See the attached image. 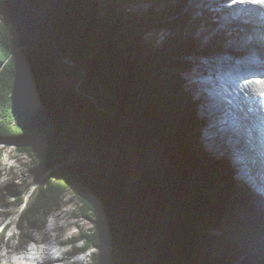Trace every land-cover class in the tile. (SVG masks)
I'll return each instance as SVG.
<instances>
[{"label":"trees","instance_id":"obj_1","mask_svg":"<svg viewBox=\"0 0 264 264\" xmlns=\"http://www.w3.org/2000/svg\"><path fill=\"white\" fill-rule=\"evenodd\" d=\"M186 5L0 0V172L3 146L16 144L35 182L29 201L18 184L1 183L0 209L10 198L23 207L24 244L73 192V217L94 221L82 240L111 249L92 264H264V210L238 175L242 164L208 148L204 98L183 77L193 71L189 56L229 51L236 35L203 44L196 31L215 15L201 4L183 12ZM59 73L66 87L53 85ZM161 135L179 147L189 202L169 199Z\"/></svg>","mask_w":264,"mask_h":264},{"label":"rangeland","instance_id":"obj_2","mask_svg":"<svg viewBox=\"0 0 264 264\" xmlns=\"http://www.w3.org/2000/svg\"><path fill=\"white\" fill-rule=\"evenodd\" d=\"M235 3L236 0H187V5L183 9V12L191 11L192 9L198 7L201 4L204 5L206 9H208L210 12L214 13L215 19L212 27H209L208 29H206L205 27H200L196 31V36L199 39H201V42L203 44L206 45L207 43H209L211 41L210 36H213V34H218L220 36H229L230 33L233 32L236 35V37L229 42V45L227 46L229 51L223 52L221 54L232 55L230 53L231 50L243 49L247 53L249 51H252L254 52L253 55L257 54L261 58H264L263 45L240 44V42L247 43V40L249 39L250 36H254V34L263 33L264 29L261 28V26H257L260 25V22H258V18L256 16L254 17V15L249 12L250 6H247L246 3L240 7L241 9H244V12L242 14H234L235 10H233L234 8L231 7V4H235ZM141 7H142V3L138 2L131 4L129 6V9L130 11L135 13ZM239 10L240 9L236 8V12ZM150 33H151L150 39H154L157 36L162 35L163 31L160 30V32L157 31ZM221 54L218 55L221 56ZM218 55L211 57L205 55L209 57L207 58V57H202V53H199L198 58L192 57L195 61L194 62L195 64H198V61H200L199 65L194 64L192 68L193 70H195V73H192L194 74V76L191 77L192 74L184 73L183 77L189 76L187 78L189 83V84L187 83V86L189 88L191 86L193 89L197 91V95L199 93L201 97L204 98L201 112L203 116H207L209 121L207 127L208 130L212 132V138H210V132H207V134L204 136L207 141L206 142L207 146L209 145L208 148L213 149L212 152H216V153L220 152V154L228 153L229 156H231V158L234 159L237 165L242 164V166L238 168V175L239 177H242L244 180L249 182L250 186L256 192V194L252 198V201H254V203L260 210H264V194L263 192L259 191L260 188L264 187V175L263 173L260 174V172H264V163H263V159L260 158L259 148L253 147L252 139L247 137L242 132L238 133L236 131V128L234 129V131L232 129L230 132L229 128L222 122L221 118H219V117H224L222 115L223 106L225 105V103L223 105V97L220 98L221 99L220 105L219 107L217 106L215 110H209L207 106L210 98L208 94L209 91H214L218 93L220 92H219V87L217 86V84H219L217 81L218 77L215 76L218 73H213L214 75H211V72H213L214 70L212 67H214L215 65L212 66L211 63L205 64V62L211 59L213 60V58L217 57ZM190 58L191 57H189V59ZM223 59H225V61ZM239 59L241 58L235 57L233 55L232 60L230 58L227 59V57H222L219 60H221L222 65L224 66L229 65L228 67L226 66L227 68H224V70L228 69V71L230 72L232 69L234 70L241 67V65H238L240 64V62L238 61ZM202 61L205 66L202 64ZM233 63L234 64L236 63V66H233L234 65ZM206 70H208V73H206ZM215 77L217 78L216 80L217 83L213 82ZM210 78L213 86H209L208 88L204 82L210 81ZM68 82L69 81L67 80L66 76L61 73L57 74L52 79V83L56 88L66 87V84H68ZM253 115H254L253 119L257 123H260L262 119L259 112L254 111ZM218 128H220L219 131ZM213 138L216 140H213ZM233 139H235L236 145L233 144ZM242 139L245 140L246 146H244L245 144H243ZM238 149H240L241 154L238 151ZM2 150H3V156L1 159L2 177L0 178V184L8 181L18 184L19 191L22 194L24 193L26 195L27 201H29L35 185L34 184L33 186H31V184L33 183L32 182L33 178L29 166L27 165L29 163V159L26 156L21 155L16 151L15 144L4 145ZM258 161L260 162L258 163ZM9 170L10 173L8 174ZM139 180H140V176L136 175L135 170H133L130 176V183L134 186L139 182ZM253 183H256L257 187ZM65 201H67V204L64 205V208L55 212L54 215L46 219V224H47L46 226L49 228V226L52 223V222L49 223L50 220L55 221L54 218H57V216H59V218L61 219L59 220L60 221L59 225L62 227V229L60 232H56V233L60 234V236L63 237L64 240H67L70 236L77 235L79 232L81 234H87L91 229L94 228V221L87 218L75 219L72 217V213H74L75 211L77 212L76 203H74L77 201V197L73 195V192L66 194ZM9 202H10L9 206H4L3 208L0 209V226L3 225L4 223L12 222L13 220H15L16 217L22 211V209H17V207L15 206L14 198H10ZM10 214H13L12 218L9 217ZM76 225L79 227V231L74 229ZM38 231L35 232L33 231L31 234L33 242L35 241V239H38V237L40 236L39 232L40 233L44 232L43 230H40L39 232ZM46 232L48 231L46 230ZM23 234H25V230L23 233L22 231L19 230L18 223L17 224L16 222L15 224L13 223L10 230L6 233V239L4 243L3 244L0 243V256H2L4 252L8 254L9 250L13 249V247L15 246H18L22 240ZM55 237H57V235H55ZM53 238H54V234H51L50 239L48 240L49 244H51L50 242L52 241L51 239ZM79 245H81V243ZM66 250H71V247H67ZM93 250L95 252L97 251L96 249ZM110 250H111L110 248L105 247L98 250L96 254H106ZM3 259H5V257H3ZM82 264H92L91 256L90 257L87 256Z\"/></svg>","mask_w":264,"mask_h":264},{"label":"bare ground","instance_id":"obj_3","mask_svg":"<svg viewBox=\"0 0 264 264\" xmlns=\"http://www.w3.org/2000/svg\"><path fill=\"white\" fill-rule=\"evenodd\" d=\"M246 3L247 6L249 7V12L256 16L258 18V22H260L261 28L264 29V0H248V1H240L236 0L235 4H231V7L234 8L235 10L234 14H242L244 12V9H241L240 7ZM236 8L240 9L239 11L236 12ZM253 17V16H252ZM260 28V29H261ZM259 29V28H257ZM242 45H249V44H261L264 46V31L263 33L260 34H254V36H250L249 39L246 42H240ZM254 52L249 51L246 56H243V58L239 59L238 61L240 62L241 69H238V71H241L243 73V80L241 79H236L232 78L230 79V76L233 75V73L227 74L225 71H223L224 68H227L226 66L221 64V60H219L222 57H227L232 60L233 55H223L221 54L218 55L217 57L213 58V60H208L205 62V64H212L215 65L212 67L214 70L211 72V75H214L213 73H218L217 78L215 77L214 81L215 83H218L217 86L219 87V92H214V91H209V103H208V109L209 110H215L216 107L220 105L221 102V97H223V112L222 115L224 117H219L221 118L222 122L229 128V131L236 128V131L242 132L245 134L247 137L252 139L253 142V147H258L259 148V155L260 158L263 159L264 163V114L261 108L259 107L256 96V92L258 90V85L254 83H263L264 82V75L263 79H255L257 76H253V71L257 73H261L260 71L264 70V58H261L260 56L253 55ZM246 58V59H245ZM225 61V59H223ZM203 64V61H202ZM234 64V63H233ZM204 65V64H203ZM236 65V63L234 64ZM255 65L260 66V67H254ZM205 66V65H204ZM262 66V67H261ZM210 69V68H209ZM208 69V70H209ZM208 70H206V73H208ZM195 71V70H194ZM229 72V71H228ZM210 74V73H209ZM217 80V81H216ZM254 82V83H252ZM206 86L209 88V86H213L211 83V78L210 81H205L204 82ZM207 88V89H208ZM197 96V95H196ZM205 107V106H204ZM228 110V111H226ZM230 111V112H229ZM258 111L259 114L261 115V122L257 123L253 119V112ZM208 112V111H207ZM260 118V117H259ZM260 120V119H259ZM223 124V125H224ZM263 125V126H262ZM220 128H218L219 131ZM205 136V135H204ZM234 138V136H233ZM218 139V138H217ZM231 139V138H230ZM213 140H216L213 138ZM206 141V140H205ZM207 142V141H206ZM214 142V141H213ZM233 144H235V139H233ZM16 145V144H15ZM238 151L241 154L240 149ZM260 161H258L259 163ZM264 175V172H260V174ZM256 186V183H253ZM257 187V186H256ZM259 189V188H258ZM259 191L263 192L264 194V187L260 188ZM57 212V211H56ZM55 213V212H53ZM55 221L50 220L49 223L51 225L49 228L45 225L43 229V233H40L39 231V237L38 239H35L36 243L42 242L46 240L45 243H39L37 245H33L30 250L27 251L26 254H30L32 252L34 253V260L39 258L40 264L43 262V264H53L54 259H53V248L55 247L56 241L59 237L60 234H57L56 232H60L62 227L59 225L61 220L59 216L57 218H54ZM64 228V227H63ZM46 230L48 232H46ZM63 231V230H62ZM54 234V238L51 239L52 241L49 244L48 240L50 239V235ZM57 235V237H55ZM8 247V245H7ZM17 246L13 247V250L16 249ZM7 253L4 252L0 258L6 257ZM24 255V256H25ZM22 256V257H24ZM65 261V258L63 259ZM83 263V262H82ZM80 263V264H82ZM64 264H76V260H69L65 261Z\"/></svg>","mask_w":264,"mask_h":264},{"label":"water","instance_id":"obj_4","mask_svg":"<svg viewBox=\"0 0 264 264\" xmlns=\"http://www.w3.org/2000/svg\"><path fill=\"white\" fill-rule=\"evenodd\" d=\"M96 104L98 105L97 101ZM160 139L159 141L155 140V146L159 151L162 158V166L166 171L169 186V199L171 200L174 196L177 200H181L182 203L185 201L189 202L188 192L182 184L187 175V168L179 156V147L177 144H174L168 136L163 137L161 135ZM179 213L180 218L182 213L180 211Z\"/></svg>","mask_w":264,"mask_h":264},{"label":"snow or ice","instance_id":"obj_5","mask_svg":"<svg viewBox=\"0 0 264 264\" xmlns=\"http://www.w3.org/2000/svg\"><path fill=\"white\" fill-rule=\"evenodd\" d=\"M261 95H264V93H261Z\"/></svg>","mask_w":264,"mask_h":264}]
</instances>
